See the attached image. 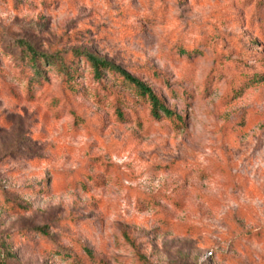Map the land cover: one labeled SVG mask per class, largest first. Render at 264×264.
Listing matches in <instances>:
<instances>
[{
    "label": "rangeland",
    "instance_id": "obj_1",
    "mask_svg": "<svg viewBox=\"0 0 264 264\" xmlns=\"http://www.w3.org/2000/svg\"><path fill=\"white\" fill-rule=\"evenodd\" d=\"M0 264H264V0H0Z\"/></svg>",
    "mask_w": 264,
    "mask_h": 264
},
{
    "label": "trees",
    "instance_id": "obj_2",
    "mask_svg": "<svg viewBox=\"0 0 264 264\" xmlns=\"http://www.w3.org/2000/svg\"><path fill=\"white\" fill-rule=\"evenodd\" d=\"M17 44L27 51L31 66L39 75L42 74L43 64L54 65L66 76V81L71 82L74 79L75 72H73L70 62L63 55L59 53L53 55L42 53L38 51L32 43L24 39L18 40ZM73 56L75 59H84L89 64L96 80L104 78V76L109 73L116 79L131 86L137 96L140 97L144 103L149 105L151 115L154 119L161 120L165 118L173 122L182 123L183 118L174 110L170 109L149 84L133 75L122 66L89 51H77ZM120 114L122 115L121 112ZM87 251L91 254L90 250Z\"/></svg>",
    "mask_w": 264,
    "mask_h": 264
}]
</instances>
